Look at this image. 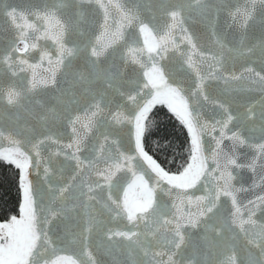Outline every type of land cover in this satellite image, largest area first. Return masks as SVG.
Here are the masks:
<instances>
[{"label":"water","instance_id":"1","mask_svg":"<svg viewBox=\"0 0 264 264\" xmlns=\"http://www.w3.org/2000/svg\"><path fill=\"white\" fill-rule=\"evenodd\" d=\"M158 104L189 124L182 174L143 147ZM11 156L0 264H264V0H0Z\"/></svg>","mask_w":264,"mask_h":264},{"label":"trees","instance_id":"2","mask_svg":"<svg viewBox=\"0 0 264 264\" xmlns=\"http://www.w3.org/2000/svg\"><path fill=\"white\" fill-rule=\"evenodd\" d=\"M143 147L171 174H181L190 165L194 147L186 124L167 105L159 104L144 124ZM21 170L0 158V223L10 224L20 216Z\"/></svg>","mask_w":264,"mask_h":264},{"label":"rangeland","instance_id":"3","mask_svg":"<svg viewBox=\"0 0 264 264\" xmlns=\"http://www.w3.org/2000/svg\"><path fill=\"white\" fill-rule=\"evenodd\" d=\"M5 160L14 163L15 165H17L20 169L23 166V159L19 156H11L8 158H4ZM136 202H144L145 201V196L141 193H139L137 195V197L135 198ZM17 222V219L15 221H13L10 224H3L0 223V246H6L9 238L11 237V229L13 227V225ZM5 238V240H4Z\"/></svg>","mask_w":264,"mask_h":264},{"label":"bare ground","instance_id":"4","mask_svg":"<svg viewBox=\"0 0 264 264\" xmlns=\"http://www.w3.org/2000/svg\"><path fill=\"white\" fill-rule=\"evenodd\" d=\"M186 124L189 126L188 123H186ZM139 193H141L140 190L135 189L133 191L134 198H136ZM20 219L21 218L19 217V219H17V222L13 225V227L11 229V232H12L11 237L9 238L7 245L4 247L0 246V259L10 255L11 253H13L15 251L16 241H17L19 229L21 227V220Z\"/></svg>","mask_w":264,"mask_h":264}]
</instances>
